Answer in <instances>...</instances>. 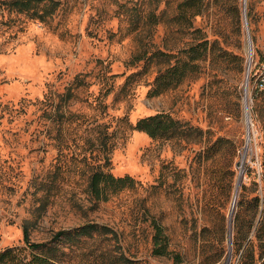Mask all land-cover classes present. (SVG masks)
<instances>
[{"label": "rangeland", "instance_id": "rangeland-1", "mask_svg": "<svg viewBox=\"0 0 264 264\" xmlns=\"http://www.w3.org/2000/svg\"><path fill=\"white\" fill-rule=\"evenodd\" d=\"M58 1L43 21L0 3V250L62 264H242L250 248L257 257L264 0H238L242 29H232L230 44L217 23L223 11L205 0L194 28L237 56H207L198 74L169 86L168 68L188 59L193 41L176 19L183 0ZM246 96L253 126L245 154ZM157 113L203 133L163 138L136 127ZM97 170L135 185L108 188L99 200L89 187ZM26 221L43 251L26 244ZM85 222L116 233L54 238Z\"/></svg>", "mask_w": 264, "mask_h": 264}, {"label": "trees", "instance_id": "trees-1", "mask_svg": "<svg viewBox=\"0 0 264 264\" xmlns=\"http://www.w3.org/2000/svg\"><path fill=\"white\" fill-rule=\"evenodd\" d=\"M220 7V11H223L224 15L218 18V27L222 34L225 44L231 43V32L235 28L241 32L242 23L240 15V7L238 0H214ZM1 6L8 11H16L20 13H27L31 16H37L42 21L46 20L48 15H52L59 6L58 0H0ZM206 8L205 0H183L178 5L179 13L176 15V19L185 20L190 28L189 33L193 41L185 49L188 59L184 61L177 60L176 63L171 65L167 74L169 75L168 85H176L183 80L186 75H196L199 70V60L205 59L207 56L212 57V61L218 56L233 55L232 51L228 48L219 45V40L215 39L211 41L203 35L200 28H194L193 20L197 15L203 13ZM225 16V17H224ZM228 18L230 21H226ZM230 27V30H229ZM181 28H178L180 31ZM217 52V53H216ZM136 127L148 133L152 137L174 138L185 137L187 139H197L203 130L190 126L187 122H183L179 119H175L167 113H157L155 115L143 117L138 120ZM135 180L130 176L115 177L111 173H105L101 170L95 171L89 183L90 190L97 199L107 200V189L118 190L124 187H133ZM255 204L259 211L260 198L255 197ZM261 216L256 228V239L260 242L262 247L259 255L256 257L253 249H247L244 255V261L242 264H264V200L262 201V208L260 210ZM158 228V235L162 231L161 227ZM24 240L26 244L32 250H44L47 246L46 242H32L30 240L29 225L26 221L23 226ZM93 233L109 234L116 233L112 228L106 225H100L96 222H85L78 225L71 230H60L56 233V239H72L79 236H92ZM164 238H166L164 236ZM159 247V246H158ZM167 243L164 242L160 246L159 254L166 252ZM0 264H62L53 255L36 254L31 252L25 254L19 247H6L0 250Z\"/></svg>", "mask_w": 264, "mask_h": 264}, {"label": "bare ground", "instance_id": "bare-ground-1", "mask_svg": "<svg viewBox=\"0 0 264 264\" xmlns=\"http://www.w3.org/2000/svg\"><path fill=\"white\" fill-rule=\"evenodd\" d=\"M247 50H248V54H249V56H250V53H251V56H252V48H251V45L248 43L247 44ZM245 106H246V111H245V125H246V132H247V147H246V149H245V154L246 153H248L250 150H251V146H250V134H251V132H252V119H251V115L249 114L250 113V111H249V109H248V105H247V96L245 97ZM250 154V153H249ZM243 155V154H242ZM242 162V161H241ZM243 164V163H242ZM242 171V170H241ZM239 186H240V184H238L237 186H236V190H235V194H238V191H239ZM230 223H231V220H230Z\"/></svg>", "mask_w": 264, "mask_h": 264}, {"label": "water", "instance_id": "water-1", "mask_svg": "<svg viewBox=\"0 0 264 264\" xmlns=\"http://www.w3.org/2000/svg\"><path fill=\"white\" fill-rule=\"evenodd\" d=\"M246 3V0H244V4ZM244 19L246 20V12H245V8H244ZM247 24V22H246ZM248 35H249V32H248ZM248 43L251 45V40H250V35H249V41ZM252 51V50H251ZM250 58H251V53H250ZM236 198H237V194H235L234 196V200H233V206H232V211L233 209H235V206H236Z\"/></svg>", "mask_w": 264, "mask_h": 264}]
</instances>
